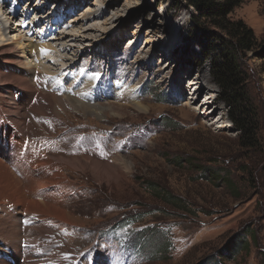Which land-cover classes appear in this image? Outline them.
Instances as JSON below:
<instances>
[{
    "label": "rangeland",
    "instance_id": "rangeland-1",
    "mask_svg": "<svg viewBox=\"0 0 264 264\" xmlns=\"http://www.w3.org/2000/svg\"><path fill=\"white\" fill-rule=\"evenodd\" d=\"M46 1L0 0V8L8 15L14 8L16 15L20 11L12 21L17 26L28 14L25 24L35 25L34 30L42 26L37 31V39L42 40L41 31L52 19L36 15L50 17L58 8L56 15L66 22L52 33L70 32L65 35L63 55L70 61L83 56L71 74L86 69L91 77L99 74L93 95L102 106L124 102L103 97L101 91L109 83L136 86L138 104L148 111L138 114L121 105L120 118L104 113L98 121L74 113V124L47 123L48 134L41 129L42 136L51 139L43 150L34 134L29 137L35 154L51 159L47 167L56 163V156L80 158L96 152L107 160L125 156L130 170L119 171L118 181L109 184L102 174L66 167L50 170L49 176L58 175L53 185L64 192L49 200L56 202L64 220L50 215L49 222L57 221L46 228L51 235L40 231L51 238L45 241L52 247L37 244L34 248L31 239L39 234L23 227L37 225L35 210L12 206L11 197L0 191V251L2 244H16L8 257L0 252V264H55L58 255V264H99L102 257L103 264H264V0H242L228 16L247 26L263 45L240 58L241 88L258 125L256 144L250 149L244 147L246 140L230 120L233 109L220 101L210 64L201 59L199 40L190 38L195 23L208 35L218 32L202 20L193 0ZM94 11L99 15L95 19ZM4 16L0 12V20ZM37 32H32L33 40ZM17 35L10 29L4 33L5 39ZM50 35L46 43L40 42L52 47L62 43L49 41ZM70 47L83 55L75 59ZM60 63L53 62V70ZM198 79L205 80L202 90ZM189 80L194 82L192 87L187 86ZM208 98L212 100L205 105ZM31 109L29 114L41 113ZM30 120L33 115L25 119L26 126ZM3 185L0 179V188ZM23 187L27 194L28 188ZM7 223L17 226V239L3 235L1 228ZM69 236L84 240L85 245L82 241L79 246L68 245ZM27 242L30 245L24 248ZM41 247L48 256L39 258Z\"/></svg>",
    "mask_w": 264,
    "mask_h": 264
},
{
    "label": "bare ground",
    "instance_id": "bare-ground-1",
    "mask_svg": "<svg viewBox=\"0 0 264 264\" xmlns=\"http://www.w3.org/2000/svg\"><path fill=\"white\" fill-rule=\"evenodd\" d=\"M49 1L47 0L44 4H49ZM56 1L59 2V0ZM5 3L7 2L5 1L3 6L6 8L7 6ZM12 5L15 6L13 3ZM57 10L58 8L54 11V15L50 17L36 15V18L46 17L52 19L48 27H46L44 31H41L42 35H44L43 41L42 38L37 39L39 37L37 31L41 30L42 26L40 29L38 28L35 30V25L32 24L30 26L31 23L17 26L13 24L12 21L19 17L20 11H18L19 13L16 15L17 11L14 8L8 15L4 13V8H0L1 15H5L4 20H0V179L6 184L0 188V191L7 197L10 196L12 201L15 202L13 203L10 201L13 203H11L12 206H21L25 211L30 206V208L35 210L33 213L30 211L34 216H41L43 218H34L33 223L37 225H34L32 229H28L25 226L23 227V231L28 233L33 231L39 234L31 239L35 249H37V244L52 247V245L45 241V239L50 240L51 238H46L47 235H41L40 233V231L44 229L51 235L52 231L46 228H48V225L52 226L56 224L57 221L54 219L49 222L50 215L64 220L62 210L59 209L56 202L49 201L54 199L61 192L64 193L61 186L53 185L56 183L55 178H57L58 175L49 176L50 170H60L66 167L81 172H89L92 175L102 174L106 177L105 182L109 184L111 181H118L120 178L119 171H129L130 163L126 160V157L121 154L115 155L110 160H107V158L100 157L96 152H89L84 157H80L81 159H66L62 156H56V163L54 165L48 163L49 167H47V161L51 159L48 158L46 161V159L39 158V153L36 155L34 152L35 149L33 150L29 147V137L34 134L32 138H38L36 141L38 146L45 148L51 138L42 136L41 129H44L43 131L47 133V123H54L59 120L74 124L75 122L72 120V118H74V116H72L74 113H79L83 117H94L99 121L101 118H104V113H109L112 117L120 118V112L124 111L122 106L132 107L138 114L148 111L142 104H138L139 92L136 86L124 88L121 85L122 83L114 85L109 83L107 90L101 91L103 97L106 100L110 97V99H114L117 102L122 98L124 102L117 106L111 103L102 106L99 104L96 95H93L96 85L98 84V78L89 76L87 69L73 73L74 75L71 74V69L76 68L78 62L83 59V53L76 49H71L70 47L68 50L69 52L72 51L71 53L76 56L75 59H77V55L80 53L82 56L79 58L80 60L73 59L70 61L63 55L67 49L65 40L68 37L66 38L65 35L70 34V32L52 33L53 28L59 29L66 22L65 18L56 15L58 12ZM94 14L95 16H92V18L95 19V17H99L96 11H94ZM24 16L27 18L28 14H24ZM54 16L56 19H53ZM92 18L89 19L92 20ZM89 19L88 21H90ZM96 20H98V18ZM80 22H83V20ZM38 23H40V21ZM8 29L14 31L18 35L12 39H5L4 33ZM32 32H37V37H35L36 39L34 40L32 38ZM49 33H51L50 36H53L49 41L57 43V41L59 42L62 40V43L59 45V50L56 49L59 47L56 46V44L55 47H52L50 44L41 43H46V36ZM64 37L65 39L63 40ZM26 38H30L31 41L29 42V39L27 40ZM40 40L42 41L40 42ZM42 49L46 50L47 54H42ZM83 52H86V50L83 49ZM57 61L61 62L58 65L59 69L53 70V62ZM63 62L65 64L64 66ZM12 66L14 68H12ZM58 70L61 71L58 72ZM199 76L201 77V75ZM200 80L201 79L197 80V84L202 86L200 87V90H202L204 89L205 80H202V82H200ZM190 81L191 80H189V82ZM192 82L187 86L192 87L194 85V82ZM179 85L182 86V80L179 82ZM211 100L212 99L208 98L204 104L209 105ZM31 106H34V108L31 109ZM29 108L31 112L41 111V113L29 114ZM32 115L33 120H30L31 122L26 126L25 119ZM63 115L66 117L65 121L62 119ZM68 116H70V118H68ZM89 125L95 127L91 123ZM226 126L227 125H225V127ZM25 127H27V131H25ZM92 137H96L95 134H93ZM38 152H40L39 149ZM91 156H93V158H91ZM45 169H47V171ZM21 185H24L23 188L25 189L28 188L27 190L29 192L26 191L27 194L21 190ZM6 212L8 211L6 210ZM25 213L23 216H25ZM1 229L3 230H1L3 235L5 233V237L9 234L11 239H17L19 237L17 226L14 224H3ZM41 236L45 238L42 237V239ZM66 239H68V245L73 243L79 246L81 241L82 244L85 245L84 240H74L73 236H69ZM56 240L57 239H55V241ZM29 245L30 244L27 242L24 247L27 248ZM2 247L4 250L0 252H2V255L6 254L8 257L10 251L15 249L16 244L6 243L2 244ZM40 249L41 252L40 254L38 253L40 255L39 258L48 256L44 248L41 247ZM17 254L18 253H16V255ZM34 257H38V255L34 254ZM55 260V264H58L60 260L59 255L58 259ZM103 261L104 258L102 257L99 264H103Z\"/></svg>",
    "mask_w": 264,
    "mask_h": 264
},
{
    "label": "trees",
    "instance_id": "trees-1",
    "mask_svg": "<svg viewBox=\"0 0 264 264\" xmlns=\"http://www.w3.org/2000/svg\"><path fill=\"white\" fill-rule=\"evenodd\" d=\"M191 2L202 15V20L209 21L218 32L208 35L195 23L190 31V38L199 40L201 59L210 64V75L221 91L220 101L227 105L229 110L233 109L230 120L243 140H246L244 147L253 148L256 144L258 125L254 120L255 113L250 99L241 88L244 77L240 69V58L263 45L260 46L257 43L252 31L243 23L228 19L242 0H222L221 2L193 0Z\"/></svg>",
    "mask_w": 264,
    "mask_h": 264
},
{
    "label": "snow or ice",
    "instance_id": "snow-or-ice-1",
    "mask_svg": "<svg viewBox=\"0 0 264 264\" xmlns=\"http://www.w3.org/2000/svg\"><path fill=\"white\" fill-rule=\"evenodd\" d=\"M41 53H42V54H47V53H46V50H44V49L41 50ZM95 76H96V78H98V77H99V74L97 73V74H95Z\"/></svg>",
    "mask_w": 264,
    "mask_h": 264
}]
</instances>
